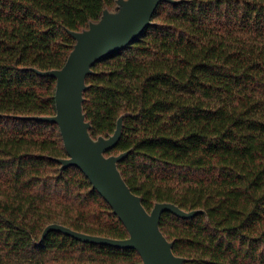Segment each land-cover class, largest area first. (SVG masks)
<instances>
[{"label": "trees", "instance_id": "16d2710c", "mask_svg": "<svg viewBox=\"0 0 264 264\" xmlns=\"http://www.w3.org/2000/svg\"><path fill=\"white\" fill-rule=\"evenodd\" d=\"M118 0H0V264H143L134 248L84 242L51 223L116 239L129 232L69 157L57 79L83 31ZM83 109L93 138L185 264H264V0L162 1L126 48L93 66Z\"/></svg>", "mask_w": 264, "mask_h": 264}, {"label": "water", "instance_id": "95a60500", "mask_svg": "<svg viewBox=\"0 0 264 264\" xmlns=\"http://www.w3.org/2000/svg\"><path fill=\"white\" fill-rule=\"evenodd\" d=\"M162 1L176 0H118L117 11L106 10L98 22H92L83 31H71L77 43L65 65L60 69L41 71L57 79L55 92L56 114L35 116L42 121L56 122L63 137L69 157L57 159L62 169L78 166L90 179L94 188L107 200L125 224L129 237L116 239L91 235L73 230L59 223L49 224L43 238L50 231H61L78 240L121 248L136 249L143 264H185L186 258L176 255L171 242L160 228L163 212L170 211L189 218L202 210L187 211L170 202H158L151 211L143 205L142 198L125 181L118 163L129 151L107 155L114 148L123 131V116L115 132L109 137L95 139L90 133L91 123L83 109L86 79L93 66L106 56L131 44L149 25L156 8Z\"/></svg>", "mask_w": 264, "mask_h": 264}]
</instances>
